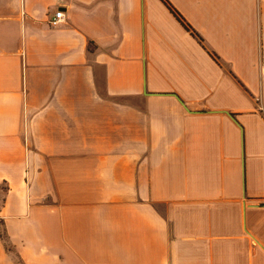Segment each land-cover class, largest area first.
I'll use <instances>...</instances> for the list:
<instances>
[{"label":"crops","instance_id":"crops-1","mask_svg":"<svg viewBox=\"0 0 264 264\" xmlns=\"http://www.w3.org/2000/svg\"><path fill=\"white\" fill-rule=\"evenodd\" d=\"M167 1L0 0V264H264V0Z\"/></svg>","mask_w":264,"mask_h":264},{"label":"trees","instance_id":"trees-1","mask_svg":"<svg viewBox=\"0 0 264 264\" xmlns=\"http://www.w3.org/2000/svg\"><path fill=\"white\" fill-rule=\"evenodd\" d=\"M164 3L170 8L172 13L176 16V18L180 21V23L186 28L187 31H189L192 35L197 37L199 40L202 41V39L199 37V35L192 29L190 25L186 23V21L183 19V17L174 9V7L167 1L163 0Z\"/></svg>","mask_w":264,"mask_h":264},{"label":"built area","instance_id":"built-area-1","mask_svg":"<svg viewBox=\"0 0 264 264\" xmlns=\"http://www.w3.org/2000/svg\"><path fill=\"white\" fill-rule=\"evenodd\" d=\"M65 20L64 13L62 11L57 12L50 20L49 25L50 27H58L61 25Z\"/></svg>","mask_w":264,"mask_h":264}]
</instances>
